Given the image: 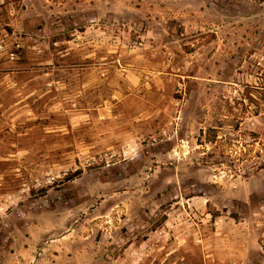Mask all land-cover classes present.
Masks as SVG:
<instances>
[{"label": "rangeland", "instance_id": "obj_1", "mask_svg": "<svg viewBox=\"0 0 264 264\" xmlns=\"http://www.w3.org/2000/svg\"><path fill=\"white\" fill-rule=\"evenodd\" d=\"M0 264H264V0H0Z\"/></svg>", "mask_w": 264, "mask_h": 264}, {"label": "trees", "instance_id": "obj_2", "mask_svg": "<svg viewBox=\"0 0 264 264\" xmlns=\"http://www.w3.org/2000/svg\"><path fill=\"white\" fill-rule=\"evenodd\" d=\"M81 172H76L75 174L69 176L66 178L67 181H71L73 180L76 176H78Z\"/></svg>", "mask_w": 264, "mask_h": 264}]
</instances>
